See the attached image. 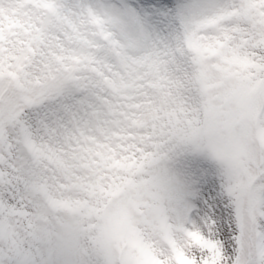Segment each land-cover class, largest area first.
Segmentation results:
<instances>
[{"label":"snow or ice","instance_id":"obj_1","mask_svg":"<svg viewBox=\"0 0 264 264\" xmlns=\"http://www.w3.org/2000/svg\"><path fill=\"white\" fill-rule=\"evenodd\" d=\"M0 264H264V0H0Z\"/></svg>","mask_w":264,"mask_h":264}]
</instances>
